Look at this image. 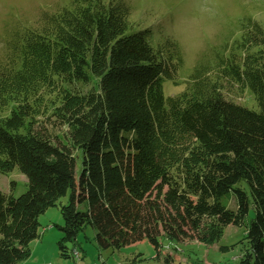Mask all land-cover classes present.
Masks as SVG:
<instances>
[{
    "label": "trees",
    "instance_id": "16d2710c",
    "mask_svg": "<svg viewBox=\"0 0 264 264\" xmlns=\"http://www.w3.org/2000/svg\"><path fill=\"white\" fill-rule=\"evenodd\" d=\"M70 3L44 15L38 29L17 31L0 67V107L11 103L0 116V173L18 167L27 178L17 196L0 189V264L28 256L39 214L66 194L63 239L74 241L90 224L100 247L145 239L157 255L162 236L213 242L252 209L240 264H264V54L255 67L233 66L247 77L259 110L214 87L164 98L159 80L168 68L130 28L127 8ZM91 80L99 89L69 88ZM36 105L47 114L38 126ZM230 191L235 209L221 200Z\"/></svg>",
    "mask_w": 264,
    "mask_h": 264
},
{
    "label": "rangeland",
    "instance_id": "374dc122",
    "mask_svg": "<svg viewBox=\"0 0 264 264\" xmlns=\"http://www.w3.org/2000/svg\"><path fill=\"white\" fill-rule=\"evenodd\" d=\"M71 1L0 0V67L8 65L12 37L17 31L23 32L29 27L38 29L44 15L57 12L63 6L70 7ZM102 1L126 7L130 28L141 31L159 53L162 64L168 68L159 80L164 98L183 93L190 95L198 87H201L198 94L203 96L206 88L214 87L226 99L259 110L247 77L244 72L239 75L233 66L239 69L244 65L255 67L254 60L264 54V0ZM69 88L73 92L87 93L99 89V85L93 87L92 80L74 81ZM52 93L44 91L41 95ZM21 94L23 100L28 97L24 91ZM26 100L32 103L30 96ZM7 103L0 107V116L10 113L11 103ZM35 115L37 123L34 126L47 116L40 107L38 111L37 105ZM54 126L58 127V123ZM61 128L59 135L63 136L66 127ZM73 153L79 170L81 152L74 149ZM0 189L17 196L27 189V178L14 167L0 173ZM221 200L227 207L236 208L232 191ZM67 201L68 194L39 214L38 236L29 242L28 256L14 264H164L165 258L170 264H240L247 244V226L253 216L250 209L244 223L228 224L213 242H199L195 238L176 241L162 236L157 255L145 239L119 249L100 247L96 229L90 224L78 231L74 241L63 239L59 229L64 223L61 205ZM224 246L227 248L222 249Z\"/></svg>",
    "mask_w": 264,
    "mask_h": 264
},
{
    "label": "bare ground",
    "instance_id": "6f19581e",
    "mask_svg": "<svg viewBox=\"0 0 264 264\" xmlns=\"http://www.w3.org/2000/svg\"><path fill=\"white\" fill-rule=\"evenodd\" d=\"M77 253V252H76Z\"/></svg>",
    "mask_w": 264,
    "mask_h": 264
}]
</instances>
